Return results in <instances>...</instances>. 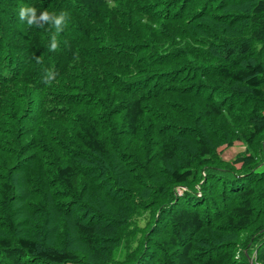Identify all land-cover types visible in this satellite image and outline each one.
Here are the masks:
<instances>
[{
    "label": "trees",
    "instance_id": "trees-1",
    "mask_svg": "<svg viewBox=\"0 0 264 264\" xmlns=\"http://www.w3.org/2000/svg\"><path fill=\"white\" fill-rule=\"evenodd\" d=\"M0 264H264V0H0Z\"/></svg>",
    "mask_w": 264,
    "mask_h": 264
},
{
    "label": "clouds",
    "instance_id": "clouds-1",
    "mask_svg": "<svg viewBox=\"0 0 264 264\" xmlns=\"http://www.w3.org/2000/svg\"><path fill=\"white\" fill-rule=\"evenodd\" d=\"M35 17H36V10L34 8H32V7L21 8L20 11H19V19L21 21L26 22L29 25L34 23ZM43 18L44 19H48L47 14H44ZM62 19H63V15L56 17V19L54 21L55 24L57 26H59L61 24ZM51 47L54 49L56 47V44L53 43L51 45Z\"/></svg>",
    "mask_w": 264,
    "mask_h": 264
},
{
    "label": "rangeland",
    "instance_id": "rangeland-1",
    "mask_svg": "<svg viewBox=\"0 0 264 264\" xmlns=\"http://www.w3.org/2000/svg\"><path fill=\"white\" fill-rule=\"evenodd\" d=\"M245 150V145L241 142H237L234 146L224 149L222 155L225 159H233L236 154L243 152Z\"/></svg>",
    "mask_w": 264,
    "mask_h": 264
}]
</instances>
